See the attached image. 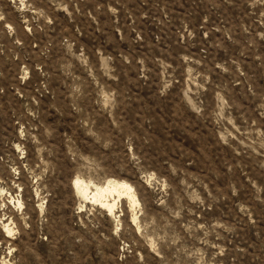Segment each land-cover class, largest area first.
<instances>
[{
	"label": "rangeland",
	"instance_id": "obj_1",
	"mask_svg": "<svg viewBox=\"0 0 264 264\" xmlns=\"http://www.w3.org/2000/svg\"><path fill=\"white\" fill-rule=\"evenodd\" d=\"M1 216L0 264H264V0H0Z\"/></svg>",
	"mask_w": 264,
	"mask_h": 264
},
{
	"label": "bare ground",
	"instance_id": "obj_2",
	"mask_svg": "<svg viewBox=\"0 0 264 264\" xmlns=\"http://www.w3.org/2000/svg\"><path fill=\"white\" fill-rule=\"evenodd\" d=\"M72 186L77 190L87 203L101 205L108 210V212L114 214V210L121 198H126L131 206H135L138 202L136 198L133 185L124 179H112L108 178L102 183H95L92 180H86L79 176H75L72 179ZM13 202L22 204L19 198H15ZM6 222H2L0 231L3 233L4 238H9V234L12 232L9 218L0 217ZM136 220V216L133 217ZM11 221V220H10Z\"/></svg>",
	"mask_w": 264,
	"mask_h": 264
}]
</instances>
